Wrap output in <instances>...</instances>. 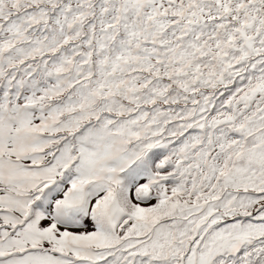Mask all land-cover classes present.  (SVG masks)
Here are the masks:
<instances>
[{
  "label": "snow or ice",
  "instance_id": "obj_1",
  "mask_svg": "<svg viewBox=\"0 0 264 264\" xmlns=\"http://www.w3.org/2000/svg\"><path fill=\"white\" fill-rule=\"evenodd\" d=\"M0 264H264V0H0Z\"/></svg>",
  "mask_w": 264,
  "mask_h": 264
}]
</instances>
